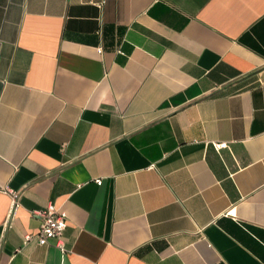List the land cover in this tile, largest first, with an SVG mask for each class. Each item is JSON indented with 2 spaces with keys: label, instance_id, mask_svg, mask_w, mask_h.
<instances>
[{
  "label": "crops",
  "instance_id": "crops-1",
  "mask_svg": "<svg viewBox=\"0 0 264 264\" xmlns=\"http://www.w3.org/2000/svg\"><path fill=\"white\" fill-rule=\"evenodd\" d=\"M0 264H264V0H0Z\"/></svg>",
  "mask_w": 264,
  "mask_h": 264
},
{
  "label": "built area",
  "instance_id": "built-area-1",
  "mask_svg": "<svg viewBox=\"0 0 264 264\" xmlns=\"http://www.w3.org/2000/svg\"><path fill=\"white\" fill-rule=\"evenodd\" d=\"M216 148H224L227 146L226 142H220L215 144ZM96 184L100 185L102 182L101 178L95 180ZM12 204L7 214V218L10 220L18 208L17 193L12 192ZM42 218L40 227L36 234H27L24 237L25 241L35 240L38 244L44 245L54 241V246L60 251L64 252V243L62 233L66 227V214L59 207L53 203H48L45 208L39 211Z\"/></svg>",
  "mask_w": 264,
  "mask_h": 264
}]
</instances>
